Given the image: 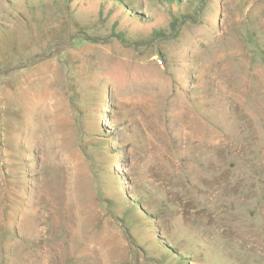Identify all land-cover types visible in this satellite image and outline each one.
I'll list each match as a JSON object with an SVG mask.
<instances>
[{
    "label": "rangeland",
    "instance_id": "obj_1",
    "mask_svg": "<svg viewBox=\"0 0 264 264\" xmlns=\"http://www.w3.org/2000/svg\"><path fill=\"white\" fill-rule=\"evenodd\" d=\"M0 264H264V0H0Z\"/></svg>",
    "mask_w": 264,
    "mask_h": 264
}]
</instances>
